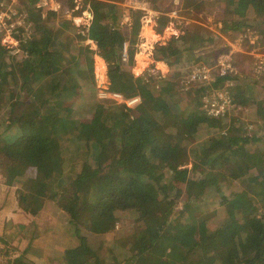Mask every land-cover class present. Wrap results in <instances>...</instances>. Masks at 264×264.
Wrapping results in <instances>:
<instances>
[{"label": "trees", "instance_id": "trees-1", "mask_svg": "<svg viewBox=\"0 0 264 264\" xmlns=\"http://www.w3.org/2000/svg\"><path fill=\"white\" fill-rule=\"evenodd\" d=\"M195 1L181 3L188 9ZM221 1L225 33L259 26L255 31L264 39V0ZM89 6L96 18L86 35L77 38L91 41L96 51L75 46L74 38L63 39L61 30L38 25L40 15L32 29L39 35L22 45V54L3 51L0 120L7 129H16L9 140L0 132L6 183L67 214L77 243L66 249L64 264H264V134L250 136L241 124L196 148L182 147L179 143L193 142L202 126L219 128V119L206 117L190 102L189 110L170 82L151 91L141 78H133L127 68L134 52L127 51L124 67L126 39L112 19L122 11L97 1ZM249 14L255 18H247ZM131 15L136 36L141 14ZM182 52L178 41L171 40L157 47L155 55L173 66ZM94 55L106 63L109 91L139 95L141 103L133 111L98 105L86 119L71 110L82 85H94ZM253 86L247 85L249 90ZM259 120L264 123V112ZM258 141L263 149L250 152L249 144ZM179 156L189 157V168H180ZM182 191L185 198L177 210ZM208 192L221 197L218 210L202 215L195 214L197 207L188 210ZM92 224L99 231L116 225L127 230L113 237L101 257L81 234L80 227ZM25 253L14 263L31 264L22 261Z\"/></svg>", "mask_w": 264, "mask_h": 264}, {"label": "rangeland", "instance_id": "rangeland-1", "mask_svg": "<svg viewBox=\"0 0 264 264\" xmlns=\"http://www.w3.org/2000/svg\"><path fill=\"white\" fill-rule=\"evenodd\" d=\"M38 1L0 0V8L4 6L6 9L9 6L24 17L22 26H20L21 23H17L18 18H15L11 21V23H14L12 29L0 28V58L4 56V50L12 51V54L16 53V55L22 54L24 52L22 45L30 40L32 35H39V32H37L39 30L36 27L35 30H32L36 24L34 19L37 15H40L41 18L38 25L45 26L52 31L61 30L60 37L63 39H67V37L74 38L75 46L88 47L90 50L96 51V47L91 41H79L77 35H86V30L96 18L90 9L89 2L97 1L100 4H111L122 11L120 17L118 12L116 15L112 14V19L113 22H117V27L119 26L120 32L126 39L123 46V65L127 67L126 53L130 49L134 52L133 65L127 69H130L133 78H141L142 83L148 86L151 91L160 89L161 84H166V82H170L174 86L178 85V82L195 66H214L217 57L228 55L231 51V46L226 41H234L240 36L250 37L249 40L240 43V46L247 50L248 55H233L237 75L228 78L230 86L227 87V89L229 88L228 91L230 90L233 105L224 115V118H222L223 116L220 117L221 119L218 118L217 125L219 128H210L204 125L199 129L193 142L181 141L179 144L188 150L196 148L218 134L229 132L230 129H237L241 124L250 136L259 138L264 134V123L259 120L264 112V66L259 70V73L255 72L257 71L256 62L258 63L260 59H264V39L261 40L260 35L256 33L260 28L259 26H256L255 31L251 30L248 25L247 29L244 28L238 32H227V37L222 30L225 14L221 0H197L188 9L183 7L181 0H160L154 5L147 3V0L115 1L116 4L113 1L109 3L106 0H48L50 4L58 3L59 8L57 10L61 12L58 11L57 13L50 9L52 7L39 9L37 7ZM129 6L130 8H128ZM133 11L141 14L139 18L140 27L136 36L132 35L133 17L131 12ZM51 13L55 15H51ZM125 14H128L131 18V23L128 27H120L122 16ZM247 18L255 17L249 14ZM231 35L235 36L231 37ZM212 36H215L216 39L211 43L209 41ZM171 40L178 41V44L183 48L180 59L173 66L157 60L155 55L157 47L166 46ZM230 43L235 45L234 42ZM224 49H227L226 53H222ZM261 54L262 57L258 58ZM211 63L212 65H209ZM152 71L154 72L152 73ZM106 73V63L99 56L94 55V85H82L81 93L75 96L76 100L70 105L73 112L83 113L86 119H91L94 109L98 105L103 108L112 105H123L114 94L121 95L125 100L135 96L139 97L136 93H134L135 96L127 97L120 92L109 91ZM213 75L216 76V71L213 72ZM255 82L257 84L253 86ZM214 83L204 84L203 89L189 86L187 90H180L178 96L181 103L183 105L189 104V110L193 106L190 103L198 106V109L201 110L202 97L208 94L205 93L223 86L222 83L219 85ZM250 84L253 86L252 90L247 87ZM29 99L30 97L24 94V102H29ZM240 102H245V105L237 106ZM136 107L126 108L133 111ZM203 114L205 115L204 112ZM168 125L171 126V123ZM261 126H263V129L260 128ZM13 130L16 129H7L6 125L0 120V132L3 133V137L6 136L8 140L12 138ZM174 142L175 144L178 143ZM262 147L263 143L258 141L251 142L247 148L250 152H260L259 150H262ZM183 157L179 156L178 159L180 168H189L191 165L189 157L186 159ZM180 162H183V164ZM195 177L198 178L199 176L195 175ZM221 192L228 195V190L224 187ZM214 193L208 192L206 199L201 203L196 202L188 210L197 207L195 214L199 215H202L206 210H218L221 197L214 195ZM184 198V191H182L181 199L176 207L177 210H181ZM187 219L188 212L183 217V221ZM80 230L81 234L88 238L89 243L97 249L98 254L103 257L110 247L113 237L127 230V228L116 225L114 230L99 231L92 224L82 226ZM32 236L34 239L31 240ZM28 243L30 248L27 247ZM76 243L77 238L73 234V227L67 214L44 198L33 201L27 192L20 189L19 185L9 186L6 183L0 161V264H15L14 262L23 255L24 251L26 253L24 258L22 257V261L26 263L64 264L66 249L69 246L76 245Z\"/></svg>", "mask_w": 264, "mask_h": 264}, {"label": "built area", "instance_id": "built-area-1", "mask_svg": "<svg viewBox=\"0 0 264 264\" xmlns=\"http://www.w3.org/2000/svg\"><path fill=\"white\" fill-rule=\"evenodd\" d=\"M37 7L39 9L49 7L54 13H57L60 10H57L59 8L58 3L57 4H50L48 0H39ZM15 18L17 19V23H21L20 26L23 25L24 17L22 14H18L15 12L13 8H10L7 6L5 9L4 6H1L0 8V28H7V30H10L14 27V23H11V21ZM131 23V18L128 15L122 16V21L120 22V27H128ZM250 35V34H246ZM241 37V38H240ZM238 39L234 41H226L231 46V51L228 53V55H223L221 57H217L214 66H206V65H199L192 68L189 73L182 78L178 82V88L180 90H187L188 87H197L201 88L204 86V84H210L215 82L214 84H220L219 81H222L223 86L210 91H207L205 94L206 96L202 97L201 102V110L205 113L206 116L218 119L222 116H224L228 110L231 109L232 104V97L230 96V90L228 91L227 87L230 86L228 78L237 75V69L234 66V54H247V50L243 49L240 46L241 42L247 41L250 39V37L246 36H240ZM257 39V37H255ZM234 42L235 45H233ZM248 55V54H247ZM258 55V54H257ZM262 57V54L259 55L258 58ZM257 68L255 71L256 73H259L264 66V59L259 60L257 63ZM216 71V76L213 75V72ZM154 71H152L153 73ZM190 88V89H191ZM229 92V94H228ZM114 96L117 97L118 101H120L123 105H125L128 108H133L139 105L140 98L139 97H131L128 99H123L121 95L114 94Z\"/></svg>", "mask_w": 264, "mask_h": 264}, {"label": "crops", "instance_id": "crops-1", "mask_svg": "<svg viewBox=\"0 0 264 264\" xmlns=\"http://www.w3.org/2000/svg\"><path fill=\"white\" fill-rule=\"evenodd\" d=\"M107 1V0H106ZM107 2H109V1H107ZM109 3H112V2H109ZM117 2H115V4H116ZM122 5V4H121ZM124 5V4H123ZM126 15H128V14H126ZM129 16V15H128ZM226 36L228 37V35H227V33H226ZM224 37V36H223ZM225 38V37H224ZM164 64V63H163ZM165 65V64H164ZM209 65H212V63L211 64H209ZM219 83H222V81H219ZM176 88H177V90L178 91H180V89L178 88V85H176ZM133 96H135V95H133ZM29 241V240H28Z\"/></svg>", "mask_w": 264, "mask_h": 264}, {"label": "bare ground", "instance_id": "bare-ground-1", "mask_svg": "<svg viewBox=\"0 0 264 264\" xmlns=\"http://www.w3.org/2000/svg\"><path fill=\"white\" fill-rule=\"evenodd\" d=\"M124 6L127 7L126 5H124ZM128 8H130V6Z\"/></svg>", "mask_w": 264, "mask_h": 264}]
</instances>
